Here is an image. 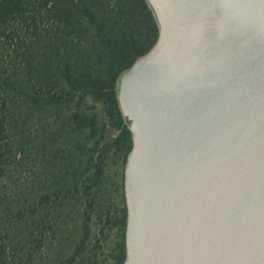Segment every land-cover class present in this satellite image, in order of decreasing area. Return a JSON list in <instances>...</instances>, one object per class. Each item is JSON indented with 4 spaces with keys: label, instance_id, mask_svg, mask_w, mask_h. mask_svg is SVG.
Returning <instances> with one entry per match:
<instances>
[{
    "label": "trees",
    "instance_id": "16d2710c",
    "mask_svg": "<svg viewBox=\"0 0 264 264\" xmlns=\"http://www.w3.org/2000/svg\"><path fill=\"white\" fill-rule=\"evenodd\" d=\"M150 0H0V264H124V72Z\"/></svg>",
    "mask_w": 264,
    "mask_h": 264
},
{
    "label": "water",
    "instance_id": "95a60500",
    "mask_svg": "<svg viewBox=\"0 0 264 264\" xmlns=\"http://www.w3.org/2000/svg\"><path fill=\"white\" fill-rule=\"evenodd\" d=\"M122 75L124 264H264V0H150Z\"/></svg>",
    "mask_w": 264,
    "mask_h": 264
}]
</instances>
